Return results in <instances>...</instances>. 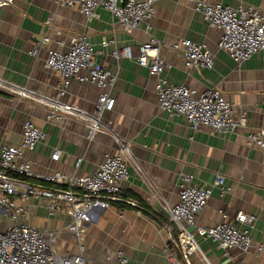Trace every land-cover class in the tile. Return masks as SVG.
I'll list each match as a JSON object with an SVG mask.
<instances>
[{"label": "crops", "instance_id": "crops-1", "mask_svg": "<svg viewBox=\"0 0 264 264\" xmlns=\"http://www.w3.org/2000/svg\"><path fill=\"white\" fill-rule=\"evenodd\" d=\"M207 1L264 10V0ZM80 34H86L93 45L98 65L117 78L111 93L116 100L114 109L103 117L109 129L90 140L84 123L74 119L48 122L43 107L0 90V149L19 144L23 123L31 120L46 133V139L26 154L37 176L31 182L52 187L38 177L59 171L78 176L94 174L106 156L117 154L122 143L129 145L144 176L130 168L121 198L136 201L138 206L114 203L110 209L96 210L84 235L88 263L118 264L116 252L122 251L129 264H170L165 247L177 233L170 230L163 206L178 203L182 174H191L200 186L212 184L221 175L230 189L225 193L213 189L198 218L199 225L216 226L221 211L231 217L252 214L257 222L251 238L254 245H264V151L248 146L250 133H264V51L236 63L217 47L221 32L209 27L189 0H159L150 24L142 23L133 31L118 24L104 8L98 10V18L87 20L55 0H13L0 8V78L39 96L55 95L60 76L44 66L48 51H67ZM45 37L50 42L40 49L38 57L32 56L36 43ZM104 38L115 43L104 47ZM151 38L163 44L161 57L169 65L163 74L165 80L199 91L217 88L233 108L246 112L245 126L233 134L209 128L194 133L184 117H170L160 110L156 81L136 61L141 47ZM185 39L213 51V69H186L183 52L170 48ZM125 47L132 49V57L113 56L116 48ZM101 92L96 85L73 80L66 101L93 114ZM56 151L61 154L58 161L53 160ZM25 207L32 212L30 225L57 234L56 246L62 255L79 252V243L69 232L73 224L69 205L63 204L54 216L40 201L31 200ZM198 242L212 264H264V252L258 253L255 246L248 253L228 251V258L212 240L198 237ZM194 262L201 264L197 258Z\"/></svg>", "mask_w": 264, "mask_h": 264}, {"label": "built area", "instance_id": "built-area-1", "mask_svg": "<svg viewBox=\"0 0 264 264\" xmlns=\"http://www.w3.org/2000/svg\"><path fill=\"white\" fill-rule=\"evenodd\" d=\"M158 1L55 0L59 6L76 10L87 20L98 18V10L104 8L118 24L129 31L139 28L142 23L150 24ZM12 2L0 0V8ZM189 2L202 14L209 27L221 32L217 47L236 63L242 64L264 51V10L246 4L232 8L212 4L207 0ZM49 42V37L43 38L36 43L30 54L38 57L40 49ZM114 43V40L104 38L102 46ZM162 48V43L151 38L143 44L136 57L139 66L148 69L156 81L160 110L167 112L170 117H184L194 133L209 128L214 132L233 134L245 126L246 112L233 108L217 88L209 87L199 91L183 84H170L165 80L163 74L169 65L161 57ZM170 48L174 52H183L186 69L196 67L211 70L214 67L213 51L192 40H182ZM95 55L96 51L87 35L80 34L72 40L67 51H48L44 66L60 76V86L55 95L39 96L34 91L2 78L0 90L43 107L48 122L61 123L66 119H74L84 123L88 128V137L92 140L97 134L109 129L103 117L114 109L116 100L111 93L117 80L116 76L98 65ZM113 56L130 58L132 49L116 48ZM73 80L96 85L102 90L93 114L66 101L67 90ZM45 139V131L28 119L22 125L21 142L0 149V264H89L84 255L83 242L86 228L94 220L96 210L110 209L114 203L138 206L136 201L121 198L122 185L130 178V168L140 177L144 176L128 144L122 143L117 154L106 156L94 174L78 176L59 171L39 176L41 182L52 185L46 187L31 182L37 176L26 158V154ZM248 146L264 151V133H250ZM60 156V152L56 151L53 160L58 161ZM225 180L223 176L217 175L212 184L200 186L195 184L191 174L181 175L178 203H166L163 206L171 223L170 230L177 233L175 237H170L165 247L170 264H195V258L201 264H212L203 254L198 237L217 243L227 253V257L228 251L248 253L254 246L258 253L264 252V245H254L251 238L257 222L255 215L239 213L231 217L221 211V220L216 226L199 225L198 218L207 207L213 189H220L223 193L230 191ZM31 200L43 202L52 216L60 211L63 204L69 205L68 214L73 218L69 232L79 243L78 253L62 255L56 246L55 232H44L30 225L32 212L25 204ZM116 258L118 264H129V259L122 251L116 252Z\"/></svg>", "mask_w": 264, "mask_h": 264}, {"label": "trees", "instance_id": "trees-1", "mask_svg": "<svg viewBox=\"0 0 264 264\" xmlns=\"http://www.w3.org/2000/svg\"><path fill=\"white\" fill-rule=\"evenodd\" d=\"M140 208V207H139Z\"/></svg>", "mask_w": 264, "mask_h": 264}]
</instances>
